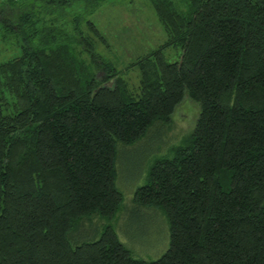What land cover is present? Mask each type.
<instances>
[{
    "label": "trees",
    "instance_id": "trees-1",
    "mask_svg": "<svg viewBox=\"0 0 264 264\" xmlns=\"http://www.w3.org/2000/svg\"><path fill=\"white\" fill-rule=\"evenodd\" d=\"M103 1L0 0L3 37L19 42L0 62V264H264V0H150L167 40L125 69L134 89L95 23L69 12ZM186 93L201 106L192 135L133 198L166 215L167 252L135 258L112 225L74 246L84 219L123 206L117 144Z\"/></svg>",
    "mask_w": 264,
    "mask_h": 264
},
{
    "label": "rangeland",
    "instance_id": "rangeland-1",
    "mask_svg": "<svg viewBox=\"0 0 264 264\" xmlns=\"http://www.w3.org/2000/svg\"><path fill=\"white\" fill-rule=\"evenodd\" d=\"M88 9L84 2L75 3L70 10L68 8L70 14L83 15L95 23L108 40V46L98 43L99 52L119 70L125 71L124 77L129 79L131 89L136 88L139 86L138 70L125 69L167 40L151 1L104 0L94 12ZM6 17H11L9 11ZM69 18L68 21L71 20ZM18 48V38H4L0 30V62L19 55ZM174 54V49L166 51L170 62L177 59ZM200 112V104L186 93L169 120L157 121L134 145L117 144L115 184L124 196L123 206L113 220L99 214L84 219L76 227L75 234L70 235L74 246L97 240L103 228L112 225L120 241L135 258L157 260L167 252L170 228L166 215L160 209L135 205L133 198L136 190L147 183L155 162L171 157L173 149L192 135Z\"/></svg>",
    "mask_w": 264,
    "mask_h": 264
}]
</instances>
